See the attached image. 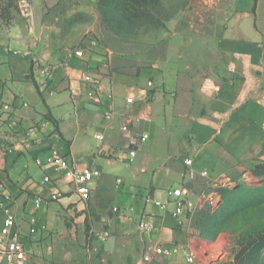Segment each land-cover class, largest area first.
Segmentation results:
<instances>
[{"label":"crops","instance_id":"crops-1","mask_svg":"<svg viewBox=\"0 0 264 264\" xmlns=\"http://www.w3.org/2000/svg\"><path fill=\"white\" fill-rule=\"evenodd\" d=\"M229 1L222 34L204 61L175 59V68L118 66L89 37L54 34L53 25L38 21L36 2L25 23L0 35V225L11 213L29 253L52 228L71 225L82 234L88 229L94 264H187L189 246L203 264L200 197L218 176L235 178L243 169L253 176L252 165L264 163V0ZM79 47L83 56L75 57ZM85 75L100 84L98 105L87 96ZM52 150L99 170L87 200L52 164ZM177 187L184 191L180 214L171 203L165 209L154 203L168 202L167 192ZM35 197L43 200L39 207ZM140 221L152 229L141 230ZM32 225L37 231L28 235ZM155 246L165 253L149 252Z\"/></svg>","mask_w":264,"mask_h":264},{"label":"rangeland","instance_id":"rangeland-1","mask_svg":"<svg viewBox=\"0 0 264 264\" xmlns=\"http://www.w3.org/2000/svg\"><path fill=\"white\" fill-rule=\"evenodd\" d=\"M20 1L0 0V35L25 23L36 2L38 21L53 25L54 34L80 33L110 50L118 66L136 68L202 63L231 12L229 0H25L22 13ZM250 170L256 182L237 183L200 210L201 263L264 264V170ZM87 230L52 228L29 253L33 264H94Z\"/></svg>","mask_w":264,"mask_h":264},{"label":"built area","instance_id":"built-area-1","mask_svg":"<svg viewBox=\"0 0 264 264\" xmlns=\"http://www.w3.org/2000/svg\"><path fill=\"white\" fill-rule=\"evenodd\" d=\"M21 6L22 13L27 11L26 2L25 0H21L19 2ZM94 43V42H93ZM75 57H82L83 56V49L82 48H75L73 51ZM52 65H45L44 71L47 74H51L52 72ZM83 79L90 83V88L88 90L87 96L93 104H100L102 101V90L100 87L99 82L87 75L83 76ZM148 87H153L152 81L147 82ZM69 91L72 95H77L79 93V89L74 86H70ZM133 101L132 98H126L127 103H131ZM2 108L4 110H9V106L7 104H2ZM123 130H127L126 126L122 127ZM99 139L100 135H96ZM146 136L140 137V141L144 140ZM137 148L132 147L128 148L127 150V159L130 161L136 155ZM51 162L57 168V170L61 171L63 176L67 178L73 185L82 200H87L90 197L91 193V181L99 176V170L97 168H92L89 166L85 167H78L73 162L69 161L66 157L62 156L58 151L52 150L51 151ZM37 165H40L41 162L38 158L35 159ZM185 165L187 166V174L192 177L194 172L191 168L192 159L190 157L184 160ZM205 175V174H203ZM44 181H48L49 179L45 176ZM256 178L252 176L251 173L246 172L244 169L241 170L239 175L235 178L230 177L229 175H220L216 179L211 182V192L208 194H203L199 199V204L201 207H205L208 204H212L219 200L220 193L219 189L229 187L231 185L240 183V182H252ZM169 200L166 203L160 201H154V203L161 208H166L167 204H172L174 206V214H180L182 212L184 206V191L182 188H173L168 192ZM43 200L40 197L34 198V204L36 207H39ZM113 211H117L118 207H113ZM33 223V220H32ZM40 230L46 229L44 224L39 226ZM139 228L141 230L150 231L152 229V225L146 221L139 222ZM37 231V228L32 225L28 230V235L33 234ZM108 232L105 231L104 235H107ZM25 234H23L16 226V222L14 216L7 212L4 215L2 223L0 225V264H29L30 261V254L28 249L24 243ZM186 254V263L187 264H200L197 261V252L195 251V247H188ZM155 252L156 254H163L165 253L164 250L159 247L155 246L150 251ZM147 252L143 255V261L147 262L150 260V253Z\"/></svg>","mask_w":264,"mask_h":264},{"label":"trees","instance_id":"trees-1","mask_svg":"<svg viewBox=\"0 0 264 264\" xmlns=\"http://www.w3.org/2000/svg\"><path fill=\"white\" fill-rule=\"evenodd\" d=\"M252 169L254 170H264V163L262 162H259V163H255L252 165ZM226 189H229V188H225V189H221L220 192H221V196H222V193L224 190Z\"/></svg>","mask_w":264,"mask_h":264}]
</instances>
